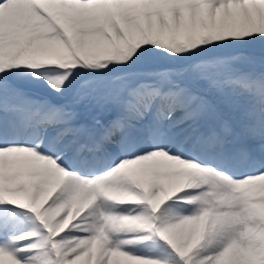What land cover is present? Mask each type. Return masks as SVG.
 <instances>
[{"label": "snow or ice", "instance_id": "6c2138e0", "mask_svg": "<svg viewBox=\"0 0 264 264\" xmlns=\"http://www.w3.org/2000/svg\"><path fill=\"white\" fill-rule=\"evenodd\" d=\"M0 264H264V0H0Z\"/></svg>", "mask_w": 264, "mask_h": 264}, {"label": "bare ground", "instance_id": "6f19581e", "mask_svg": "<svg viewBox=\"0 0 264 264\" xmlns=\"http://www.w3.org/2000/svg\"><path fill=\"white\" fill-rule=\"evenodd\" d=\"M17 229L20 232L28 231L30 229H39L37 224H33L28 219L21 218L18 222ZM31 241H25L23 243H29ZM145 252H148L149 250L158 251L157 248L153 249L151 245H147L145 249H143Z\"/></svg>", "mask_w": 264, "mask_h": 264}, {"label": "rangeland", "instance_id": "374dc122", "mask_svg": "<svg viewBox=\"0 0 264 264\" xmlns=\"http://www.w3.org/2000/svg\"><path fill=\"white\" fill-rule=\"evenodd\" d=\"M39 228V226H38ZM39 230V229H38ZM36 239H39V237H36ZM153 249L157 248L155 245H151ZM157 250L159 251V249L157 248Z\"/></svg>", "mask_w": 264, "mask_h": 264}]
</instances>
